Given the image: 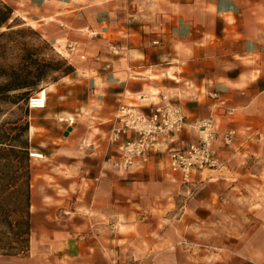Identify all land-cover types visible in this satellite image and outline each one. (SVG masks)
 Returning a JSON list of instances; mask_svg holds the SVG:
<instances>
[{"label":"crops","instance_id":"1","mask_svg":"<svg viewBox=\"0 0 264 264\" xmlns=\"http://www.w3.org/2000/svg\"><path fill=\"white\" fill-rule=\"evenodd\" d=\"M0 1L74 69L30 111L31 247L0 264H264V0ZM163 96L190 127L119 168V108ZM209 118L221 166L185 186L168 151Z\"/></svg>","mask_w":264,"mask_h":264},{"label":"trees","instance_id":"2","mask_svg":"<svg viewBox=\"0 0 264 264\" xmlns=\"http://www.w3.org/2000/svg\"><path fill=\"white\" fill-rule=\"evenodd\" d=\"M13 10L0 1V30L7 25L13 16ZM13 27H8L9 33L0 35V41L13 33ZM49 46V45H48ZM26 55L17 66H0V106L28 107L29 96L50 74L68 76L74 69L67 60L61 61L39 60L38 54L26 51ZM35 57V58H34ZM57 81L56 79H53ZM24 117L29 118L30 111L26 108ZM29 121L22 126H16L9 131L2 130L0 134V154L5 163L0 168V182L2 201L8 208L2 210V219L5 227L12 235L13 244L7 248H0L5 256L26 255L29 252L31 239V167L30 145L28 139ZM18 133L12 135V132ZM13 215L17 216L16 220Z\"/></svg>","mask_w":264,"mask_h":264},{"label":"built area","instance_id":"3","mask_svg":"<svg viewBox=\"0 0 264 264\" xmlns=\"http://www.w3.org/2000/svg\"><path fill=\"white\" fill-rule=\"evenodd\" d=\"M48 94L45 89L39 90L28 101L30 110H43L47 106ZM118 119L112 127L110 140L119 143L123 160L119 168L128 169L135 160L146 161L151 153L160 152V138L167 140L186 131L190 125L177 105L171 104L166 96L162 97V103L153 107L146 115L137 107L121 106L118 110ZM70 128L75 124L71 118L61 119ZM195 126L200 130L202 138L186 149H170L169 168L170 172L181 176L182 184L190 186L193 184L192 176L198 172L217 170L221 166L220 158L214 148L216 127L212 118L199 121ZM129 133L136 135L132 141L120 144L123 137ZM233 134L225 138L227 144L231 143ZM43 156L30 153V158Z\"/></svg>","mask_w":264,"mask_h":264},{"label":"rangeland","instance_id":"4","mask_svg":"<svg viewBox=\"0 0 264 264\" xmlns=\"http://www.w3.org/2000/svg\"><path fill=\"white\" fill-rule=\"evenodd\" d=\"M8 27H13V33L5 37L0 41V66H17L21 63L22 58L26 55V51L38 54L39 60H49L53 59L56 62L64 59L61 55L55 52L53 47L45 41L40 32L30 26H27L20 18L13 15L11 20L0 30V35L3 33H9ZM49 45V46H48ZM35 58V57H34ZM66 60V59H65ZM68 62V61H67ZM60 74H50V77L46 82L52 81L53 79H58ZM43 82L34 92L31 93L33 96L41 89H45V83ZM26 108L31 111L26 105L21 104L18 106L12 105H1L0 106V134L2 130L6 132L9 129H14L16 126H22L26 120L29 118L24 117ZM31 114V112L29 113ZM18 133V130L12 132V135ZM5 163L0 154V168ZM31 167V162H30ZM0 174V178H1ZM2 184L0 182V248H7L10 244L12 245L14 240H12V235H10L9 230L5 227L3 223V217L1 215L2 210L7 207V204L3 203L1 193ZM17 216L13 215L12 220H16ZM3 252L0 251V254ZM130 264H137L136 262H131Z\"/></svg>","mask_w":264,"mask_h":264},{"label":"water","instance_id":"5","mask_svg":"<svg viewBox=\"0 0 264 264\" xmlns=\"http://www.w3.org/2000/svg\"><path fill=\"white\" fill-rule=\"evenodd\" d=\"M70 132H72V129H71V128H69V129L67 130L66 136H67L68 133H70Z\"/></svg>","mask_w":264,"mask_h":264}]
</instances>
